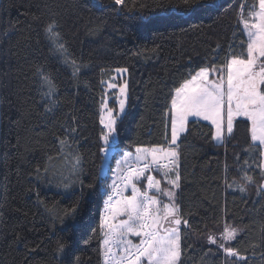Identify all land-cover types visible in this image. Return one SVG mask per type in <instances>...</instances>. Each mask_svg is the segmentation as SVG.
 <instances>
[{
	"label": "trees",
	"instance_id": "16d2710c",
	"mask_svg": "<svg viewBox=\"0 0 264 264\" xmlns=\"http://www.w3.org/2000/svg\"><path fill=\"white\" fill-rule=\"evenodd\" d=\"M256 4L2 0L0 264H104L101 222L110 186L115 181L117 192L131 196L121 177L138 166L136 149L170 147L176 88L200 68L219 69L230 56L246 53L241 6L249 17ZM53 22L59 37L45 31ZM38 68L54 85L50 96ZM117 69L128 73L127 108L117 119L118 141L105 147L101 108L106 80ZM250 127L240 117L231 136L217 142L213 124L188 120L176 144L175 204L187 221L179 226L177 264H264V169L258 167L264 158L259 143L253 147ZM125 152L131 154L127 161ZM148 175L161 188L171 187L163 169L152 165L134 181L141 191ZM149 194L161 206L170 202L155 190ZM226 226L238 229L233 241L222 239ZM210 236L245 259L226 256ZM58 242L65 245L63 253Z\"/></svg>",
	"mask_w": 264,
	"mask_h": 264
},
{
	"label": "snow or ice",
	"instance_id": "6c2138e0",
	"mask_svg": "<svg viewBox=\"0 0 264 264\" xmlns=\"http://www.w3.org/2000/svg\"><path fill=\"white\" fill-rule=\"evenodd\" d=\"M114 2L117 5L124 4V0H114ZM199 3L200 0H183V4L188 8L198 6ZM243 13L244 5L241 6L240 19L247 35L246 53L230 56L226 65L219 69L202 67L176 88V95L171 100L173 117L170 147L164 149L154 146L151 149H136L135 160L138 166L128 167L121 177L124 189L131 187V196L117 192L115 181L110 186L113 191L108 195L107 210L101 222L102 229H106L102 241L104 264H177L179 261L181 255L179 226L182 222L187 224V221H182L180 209L174 199V190L180 187L176 141L179 134L184 131L189 116H202L205 120H210L215 126L213 140L217 142H223L225 135L231 136L236 118L246 117L251 122L250 139L253 147H257L256 142H259L260 156L264 158V0H257V4L248 13V19L244 18ZM54 23L49 24L45 31L50 36L59 37L58 32H53ZM58 47L64 50L62 44ZM37 73L48 86L49 90L45 95H52L54 85L50 78L39 68ZM211 73H217L218 78L210 79ZM108 87L116 88L117 85L109 83ZM126 88V84L119 87L120 94L125 97L119 100L121 113L125 108ZM107 112V121L103 117L100 120L106 129L101 137L105 147L116 133L117 123L112 110L108 109ZM64 143L65 141L62 140L61 144ZM130 156V153L125 152L124 161ZM162 161L167 162L162 164ZM120 163L121 161H117L118 165ZM152 165L163 169V176L170 188H161L160 180H156L151 175L146 177L145 190L141 191L137 188L134 181L144 177ZM258 167L264 169V159ZM173 174L174 178H172ZM245 179L251 182L252 177L245 173ZM64 187L67 189L69 185ZM152 190L167 197L170 202L161 206L158 196L149 194ZM240 191H245V188L241 187ZM114 195L120 197L115 202ZM74 212L75 208L72 210L73 214ZM121 215L126 218L116 222L117 217ZM237 231L234 227L226 226L221 234L222 239L233 241ZM129 236L140 237L139 244H134ZM209 240L217 244L215 237L210 236ZM217 246L228 257L245 259L236 249L226 246L223 242L218 243ZM64 250L65 245L58 242L57 251L63 253Z\"/></svg>",
	"mask_w": 264,
	"mask_h": 264
},
{
	"label": "rangeland",
	"instance_id": "374dc122",
	"mask_svg": "<svg viewBox=\"0 0 264 264\" xmlns=\"http://www.w3.org/2000/svg\"><path fill=\"white\" fill-rule=\"evenodd\" d=\"M244 18L248 19L249 17H244ZM117 70H121V71L118 72ZM117 70L114 71V73L111 75L110 78H108L106 80V83H105V95H104V98H103V103H102V108H101V117H103L105 119V121H107V119H108V112H107L108 109L112 110L113 115H115L116 118L118 119V117L121 114H123L125 112L126 108H127L128 73H127V70L124 71L125 69H117ZM212 74L213 73L210 74V77H209L210 79H217L218 78V74L217 73H214L215 75H213V76H212ZM224 75L226 76V73H224ZM109 83L115 84V85H117V87L116 88H109L108 87ZM125 84L127 85V88H126V101H125L124 111L121 113L120 112V107H119V100L120 99H124L125 97L120 94L119 87L123 86ZM175 95H176V93H175ZM238 118H240V117H238ZM238 118H236V121H237ZM243 118H246V117H243ZM190 119H199V120L211 123L210 120H205L202 116H189L188 120H190ZM225 119H226V113H225ZM188 120H187V122H188ZM187 122H186L184 131L179 134V136L177 138V141H176V144L179 142L182 134H184L186 132V130H187ZM234 128H235V126H234ZM105 131H106V129H105ZM225 137H226V135H225ZM117 141H118V138H117V135L115 133L113 135V137L110 138V142L109 143H116ZM257 143H259V142H257ZM75 162H76V166H78L79 164H77V159L75 160ZM166 189H168V188H166ZM174 199L176 201V196H175ZM231 227H233V226H231ZM237 233H238V231H237Z\"/></svg>",
	"mask_w": 264,
	"mask_h": 264
},
{
	"label": "water",
	"instance_id": "95a60500",
	"mask_svg": "<svg viewBox=\"0 0 264 264\" xmlns=\"http://www.w3.org/2000/svg\"><path fill=\"white\" fill-rule=\"evenodd\" d=\"M2 0H0L1 7ZM1 139H2V93H1V84H0V163H1Z\"/></svg>",
	"mask_w": 264,
	"mask_h": 264
},
{
	"label": "crops",
	"instance_id": "0c3cea01",
	"mask_svg": "<svg viewBox=\"0 0 264 264\" xmlns=\"http://www.w3.org/2000/svg\"><path fill=\"white\" fill-rule=\"evenodd\" d=\"M257 143V142H256ZM263 187H264V184H263Z\"/></svg>",
	"mask_w": 264,
	"mask_h": 264
}]
</instances>
